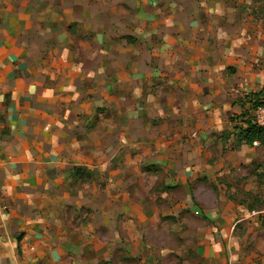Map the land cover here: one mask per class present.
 <instances>
[{
	"label": "crops",
	"instance_id": "1",
	"mask_svg": "<svg viewBox=\"0 0 264 264\" xmlns=\"http://www.w3.org/2000/svg\"><path fill=\"white\" fill-rule=\"evenodd\" d=\"M101 1L111 6L104 17ZM118 1L130 7L123 16L114 15ZM243 1L0 0V204L7 207L0 212V264H243L232 251L224 256L231 250L224 232L213 240L210 229L199 241L185 233L177 250L116 242L112 198L106 241L87 246L79 234L99 224L75 235L59 227L51 242L32 226L78 209L81 195L65 189L68 180H51V172L61 179L73 166L109 174L121 168L117 134L125 143L146 135L160 153L181 154L172 166L203 160L201 150L210 152L216 138L209 131L227 115L220 108L228 99L224 66L239 65L228 43L220 45L228 39L222 31L243 26ZM47 42L53 45L42 54Z\"/></svg>",
	"mask_w": 264,
	"mask_h": 264
},
{
	"label": "rangeland",
	"instance_id": "2",
	"mask_svg": "<svg viewBox=\"0 0 264 264\" xmlns=\"http://www.w3.org/2000/svg\"><path fill=\"white\" fill-rule=\"evenodd\" d=\"M53 1V4L62 2ZM243 2L238 8L244 15L243 26H237L238 31L235 27L227 32L223 29L222 35L228 39L222 37L220 40V45L228 43L227 48L234 53L232 57L239 65L226 62L224 66L229 81L223 92L228 99L226 107L221 105L220 108L226 110L227 115H219L220 121H215L209 131L216 136L210 152L204 145L200 152L203 160L192 159L191 168L184 164L178 167L175 163L173 167L171 160L181 154L160 153V144H151V138L146 135L137 138L133 134L131 142L125 143L126 138L117 134L115 157L116 162L121 161V168L116 167L111 174L107 169H96L95 173L87 166H73L61 179L51 172V180H68L65 189L76 196L80 194L81 198H78V209L57 217H41L32 225L40 231L37 234L40 240L57 239L59 227L65 235L66 230L75 235L76 228L99 224L95 232L89 228L78 232L87 246L96 238L106 241L109 235L113 236L107 227L109 221H113L108 201L112 198L116 242H142L177 250L185 240V233L191 232V241H199L200 235L210 229L213 240H223L221 233L224 232L231 248L229 254H224L227 259L232 251L243 264H264V145L259 142L246 145L238 140L240 131L245 128L243 114L249 112L252 116L248 98L251 95L264 99V0ZM109 8L111 6L101 1L99 16L104 17ZM129 8L127 2L118 1L114 15L123 16ZM74 26L69 25L67 31L75 30ZM73 43L78 42L74 40ZM50 45L53 42L46 43L42 54L48 52ZM43 59L51 62L53 58L45 56ZM134 107L128 106L130 115ZM139 141L142 143L135 144ZM84 154H89V150ZM155 155L156 161L152 160ZM109 178H112V185L107 181ZM176 180H186V183L180 185ZM190 203L191 210L187 207ZM225 210L233 215L221 216ZM173 241L175 246L171 244Z\"/></svg>",
	"mask_w": 264,
	"mask_h": 264
},
{
	"label": "trees",
	"instance_id": "3",
	"mask_svg": "<svg viewBox=\"0 0 264 264\" xmlns=\"http://www.w3.org/2000/svg\"><path fill=\"white\" fill-rule=\"evenodd\" d=\"M247 103L249 108L253 109L258 105L264 104V99L251 96L248 98ZM246 116L244 120L245 128L241 130L238 140L245 142L247 145H252L253 142H259L264 145V129L257 127L252 120V116L249 115V112L244 113Z\"/></svg>",
	"mask_w": 264,
	"mask_h": 264
},
{
	"label": "built area",
	"instance_id": "4",
	"mask_svg": "<svg viewBox=\"0 0 264 264\" xmlns=\"http://www.w3.org/2000/svg\"><path fill=\"white\" fill-rule=\"evenodd\" d=\"M252 120L257 127L264 129V104L252 109ZM6 208L5 205L0 204V212Z\"/></svg>",
	"mask_w": 264,
	"mask_h": 264
}]
</instances>
